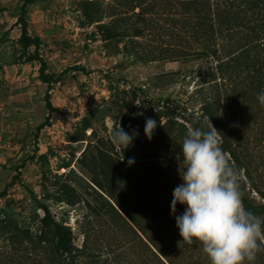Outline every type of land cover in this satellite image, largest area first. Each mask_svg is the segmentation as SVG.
<instances>
[{
    "label": "rangeland",
    "instance_id": "374dc122",
    "mask_svg": "<svg viewBox=\"0 0 264 264\" xmlns=\"http://www.w3.org/2000/svg\"><path fill=\"white\" fill-rule=\"evenodd\" d=\"M154 1L28 4L30 33L42 38L40 55L47 73L57 79L49 86L40 78L36 47L21 42L25 0H0V264L9 260L8 252L14 255L9 264H20L25 231L41 232L44 206L72 228L81 245L91 225L90 205L100 201L104 189L155 194L138 180L124 187L118 176L127 173L117 172L116 164L126 154L134 158L135 168L152 160L144 131L149 115L155 113L151 118L164 125L165 108L173 105L184 122L190 110L202 108L210 89L202 76L204 61L169 55L175 39L168 7ZM146 24L144 34L137 30ZM49 90L51 121L40 129L49 115ZM130 116L140 119L135 126L139 134L118 150L113 133L125 130ZM151 146L157 149L158 143ZM253 195L262 201L257 192ZM18 247L21 252L14 251Z\"/></svg>",
    "mask_w": 264,
    "mask_h": 264
},
{
    "label": "trees",
    "instance_id": "16d2710c",
    "mask_svg": "<svg viewBox=\"0 0 264 264\" xmlns=\"http://www.w3.org/2000/svg\"><path fill=\"white\" fill-rule=\"evenodd\" d=\"M32 2L25 0L22 6L21 42L26 47H36L41 61L40 78L51 86L57 79L47 73L48 64L40 55L43 40L29 29L27 6ZM154 2L168 7L166 13L175 39L168 48L169 55L204 61L207 68L202 76L209 84V95L204 97L199 111L188 112L184 122L177 119L178 106H166L168 121L164 125L157 122L151 139L158 148L153 149L151 144L147 148L152 160L135 168L128 165L126 154L116 164L117 172L127 173L118 176L124 187L138 180L145 190L155 194H116L104 189L106 194L99 195L100 201L90 205L91 225L84 231L81 245L75 243L72 228L56 220L44 206L41 232L34 235L25 231L20 264H211L200 241L194 238L189 244L180 235L175 215L182 214L186 205L177 204L175 215L171 209L173 190L182 181L177 157L189 128L207 131L212 124L217 129L221 147L239 174L244 207L264 217V105L257 98L264 90V0ZM143 12L144 9L137 14L139 19ZM148 24L137 30L144 34ZM46 101L49 115L40 129L51 121L50 90ZM126 123L125 131L131 134L140 119L130 116ZM7 256L9 260L4 264L14 259L12 252ZM244 264H264V246L254 261L245 260Z\"/></svg>",
    "mask_w": 264,
    "mask_h": 264
},
{
    "label": "clouds",
    "instance_id": "9594fccd",
    "mask_svg": "<svg viewBox=\"0 0 264 264\" xmlns=\"http://www.w3.org/2000/svg\"><path fill=\"white\" fill-rule=\"evenodd\" d=\"M257 98L264 105V90ZM156 127V120L146 119L144 131L149 140ZM138 134L136 129L130 134L120 127L112 140L123 151ZM181 149L177 159L183 183L173 190L171 209L175 215L177 204L186 205L182 214L175 215L183 241H200L211 264L254 261L257 251L264 246V217L244 207L239 174L221 147L217 129L212 124L207 131L189 128ZM127 163L134 164V158Z\"/></svg>",
    "mask_w": 264,
    "mask_h": 264
}]
</instances>
